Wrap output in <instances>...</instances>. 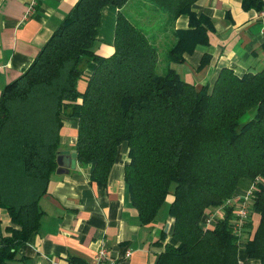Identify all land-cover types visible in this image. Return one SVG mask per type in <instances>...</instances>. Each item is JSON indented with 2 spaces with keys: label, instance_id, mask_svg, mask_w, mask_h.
Listing matches in <instances>:
<instances>
[{
  "label": "trees",
  "instance_id": "trees-1",
  "mask_svg": "<svg viewBox=\"0 0 264 264\" xmlns=\"http://www.w3.org/2000/svg\"><path fill=\"white\" fill-rule=\"evenodd\" d=\"M197 1L78 0L31 66L4 88L0 210L11 225L5 233L0 228V264H10L41 227V200L58 169L68 119L77 120V160L94 164L91 181L99 186L107 185L120 146L128 144L125 181L142 223L172 199L171 238L162 234L157 264H239L242 247L264 264V68L240 76L223 67L201 88L181 79L171 63L209 44L213 28L193 11ZM107 6L118 13L114 51L105 56L96 47ZM242 6L261 13L264 0ZM181 15L189 16L190 28L175 29ZM172 27L176 38L161 51L160 37ZM207 62L205 56L201 65ZM252 185L242 237L232 230L234 205L204 227L211 207Z\"/></svg>",
  "mask_w": 264,
  "mask_h": 264
},
{
  "label": "crops",
  "instance_id": "crops-1",
  "mask_svg": "<svg viewBox=\"0 0 264 264\" xmlns=\"http://www.w3.org/2000/svg\"><path fill=\"white\" fill-rule=\"evenodd\" d=\"M31 1L0 0V97L4 88L31 66L78 0H37L34 12L26 15ZM193 11L198 16L208 17L213 28L208 31L209 44L198 45L185 56L184 62L171 63L181 79L201 88L212 84L223 67L233 69L240 76L249 70L264 68V17L261 13L255 9L245 10L242 0H198ZM117 13L114 6L105 7L102 13L96 48L105 56L114 51ZM190 25L189 16L181 15L175 29H188ZM175 38L174 28H169L160 37L161 51ZM205 56L208 62L201 65ZM86 86V81L81 80L79 88L84 91ZM77 126L76 119L65 122L61 129L60 153L76 152ZM128 162L129 147L123 143L105 186L91 181L92 163L77 161V166L66 173L56 171L41 200L44 210L41 227L19 248L10 264H92L103 246H107L110 257L119 264H157L164 245L159 240L163 233L170 239L173 227L168 203L152 222H141L125 181ZM246 191L239 189L234 197ZM212 213H221L219 206L210 208L203 225ZM257 217L259 219V213L255 212L254 226L258 224ZM0 222L5 233V228L11 225L6 209L0 210ZM239 260L245 264H262L259 259L249 258L245 247L239 250Z\"/></svg>",
  "mask_w": 264,
  "mask_h": 264
},
{
  "label": "built area",
  "instance_id": "built-area-1",
  "mask_svg": "<svg viewBox=\"0 0 264 264\" xmlns=\"http://www.w3.org/2000/svg\"><path fill=\"white\" fill-rule=\"evenodd\" d=\"M36 2L37 0L31 1L30 6L27 9L26 15H30L32 12H34ZM261 15L264 17V11L261 12ZM253 194H254V185H252V187L249 190H247L243 195L236 198L234 197L228 200L224 205L219 206L221 213L210 214L206 219V223L204 224V227L206 228L210 227L213 221H218V219L223 218L225 215L224 209L227 205H234L235 216L231 221L232 230L233 233L242 237L244 225L247 223L252 213L251 201ZM92 264H119V263L113 261V259L109 255V250L107 246H103L98 250L95 260ZM239 264H245V262L239 260Z\"/></svg>",
  "mask_w": 264,
  "mask_h": 264
},
{
  "label": "water",
  "instance_id": "water-1",
  "mask_svg": "<svg viewBox=\"0 0 264 264\" xmlns=\"http://www.w3.org/2000/svg\"><path fill=\"white\" fill-rule=\"evenodd\" d=\"M77 152L71 154L60 153L57 157L58 173H66L70 169H74L77 166ZM169 225H167L166 231H168Z\"/></svg>",
  "mask_w": 264,
  "mask_h": 264
},
{
  "label": "rangeland",
  "instance_id": "rangeland-1",
  "mask_svg": "<svg viewBox=\"0 0 264 264\" xmlns=\"http://www.w3.org/2000/svg\"><path fill=\"white\" fill-rule=\"evenodd\" d=\"M157 71H158V72H161V66L157 69ZM252 113H253V112H252ZM167 203H168V201H167ZM167 203L164 204V206L162 207L161 210L166 209ZM258 220H259V219H258V217H257V218H256V222H258Z\"/></svg>",
  "mask_w": 264,
  "mask_h": 264
}]
</instances>
